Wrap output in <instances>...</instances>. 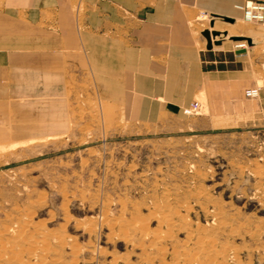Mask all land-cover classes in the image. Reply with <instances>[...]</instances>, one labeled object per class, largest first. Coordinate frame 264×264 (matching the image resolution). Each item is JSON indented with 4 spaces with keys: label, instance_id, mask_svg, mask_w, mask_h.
Instances as JSON below:
<instances>
[{
    "label": "rangeland",
    "instance_id": "1",
    "mask_svg": "<svg viewBox=\"0 0 264 264\" xmlns=\"http://www.w3.org/2000/svg\"><path fill=\"white\" fill-rule=\"evenodd\" d=\"M216 19L189 26L202 49L213 30L243 46L256 100L242 87L221 109L198 92L136 115L76 70L45 102L67 121L43 118L39 134L30 109L1 104L0 264H264V23Z\"/></svg>",
    "mask_w": 264,
    "mask_h": 264
},
{
    "label": "crops",
    "instance_id": "2",
    "mask_svg": "<svg viewBox=\"0 0 264 264\" xmlns=\"http://www.w3.org/2000/svg\"><path fill=\"white\" fill-rule=\"evenodd\" d=\"M243 1L0 0V106L30 109L32 132L46 117L67 121L66 104L49 115L45 102L60 100L77 70L136 115L179 109L198 92L234 107L242 87H254L247 52L216 37L200 48L189 20L239 17Z\"/></svg>",
    "mask_w": 264,
    "mask_h": 264
},
{
    "label": "built area",
    "instance_id": "3",
    "mask_svg": "<svg viewBox=\"0 0 264 264\" xmlns=\"http://www.w3.org/2000/svg\"><path fill=\"white\" fill-rule=\"evenodd\" d=\"M241 12V18L247 23H264V3L258 0H245L241 5L237 6ZM243 46H235V50H240ZM258 88L250 87L244 90L243 95L246 99H256L258 97ZM200 111V104L192 101L186 106L182 113L185 116H195Z\"/></svg>",
    "mask_w": 264,
    "mask_h": 264
},
{
    "label": "water",
    "instance_id": "4",
    "mask_svg": "<svg viewBox=\"0 0 264 264\" xmlns=\"http://www.w3.org/2000/svg\"><path fill=\"white\" fill-rule=\"evenodd\" d=\"M223 21H225V22H232V19L231 18H225V17H223V18H221ZM211 25H213V23H211ZM207 40H209V37H208V32H205V33H203L202 34ZM218 35V32H216V31H212L211 32V36L212 37H216ZM242 39H245L246 40V42L248 43V44H250V39L249 38H240V37H232L231 38V40L232 41H240V40H242ZM216 44H218V43H216ZM241 52H243V51H241Z\"/></svg>",
    "mask_w": 264,
    "mask_h": 264
},
{
    "label": "bare ground",
    "instance_id": "5",
    "mask_svg": "<svg viewBox=\"0 0 264 264\" xmlns=\"http://www.w3.org/2000/svg\"><path fill=\"white\" fill-rule=\"evenodd\" d=\"M214 19V18H213ZM216 19V18H215ZM217 20V19H216ZM227 23H229V24H232L233 23V19H232V22H227ZM263 24V23H262ZM213 25H214V23H213ZM213 25H212V27H213ZM213 31H215V30H213ZM217 32V31H216ZM208 33H210V32H208ZM219 33V32H218ZM221 33H223V37H226V32H221ZM220 33V34H221ZM220 34H219V36H220ZM210 37V36H209ZM232 37H239V36H231V37H229L230 39L232 38ZM211 38V37H210ZM240 38H243V37H240ZM214 39H215V37H214ZM213 39V40H214ZM232 41V40H231ZM241 41V40H240ZM244 41H246V40H244ZM212 42V41H211ZM235 42V41H234ZM247 43V42H246ZM250 44H251V40H250ZM235 46H237V45H235ZM164 221V220H163ZM167 224V223H166ZM196 226V225H195ZM141 227V226H140ZM197 228V227H196ZM163 235H164V233H163ZM155 236V235H154ZM153 236V237H154ZM165 236H166V234H165ZM207 240V239H206ZM207 243V242H206ZM184 259V258H183ZM206 263H207V261H206Z\"/></svg>",
    "mask_w": 264,
    "mask_h": 264
}]
</instances>
